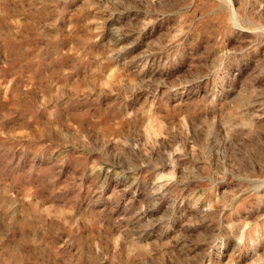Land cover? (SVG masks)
I'll use <instances>...</instances> for the list:
<instances>
[{
  "label": "rangeland",
  "instance_id": "rangeland-1",
  "mask_svg": "<svg viewBox=\"0 0 264 264\" xmlns=\"http://www.w3.org/2000/svg\"><path fill=\"white\" fill-rule=\"evenodd\" d=\"M0 264H264V0H0Z\"/></svg>",
  "mask_w": 264,
  "mask_h": 264
}]
</instances>
